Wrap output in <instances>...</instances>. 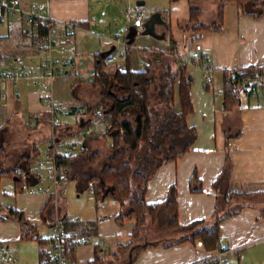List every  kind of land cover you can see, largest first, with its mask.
Wrapping results in <instances>:
<instances>
[{
  "label": "crops",
  "instance_id": "1",
  "mask_svg": "<svg viewBox=\"0 0 264 264\" xmlns=\"http://www.w3.org/2000/svg\"><path fill=\"white\" fill-rule=\"evenodd\" d=\"M20 1L25 11L35 4L49 7L51 16L58 21L56 31L59 37H65V24L75 21L78 29L71 43L78 59L66 67V74L58 77L54 85L55 98L67 104L59 125L53 123V116L46 106L47 92L25 82L13 84L0 80V146L3 155L0 168L12 170L21 167L24 170L30 166V187L34 190L32 194L24 191L11 178H4L0 185V246L15 253L18 264H35L39 259L41 262L40 252L47 244L40 229L51 228L58 219L66 221L64 226L71 233L93 239L91 245L78 249L75 257L79 264L94 262L98 253H104L102 248L106 245L120 249L130 246L136 239V220L126 219L122 225L118 224L116 218L123 208L114 199L104 198L97 203L95 210L71 218L66 197L71 183L76 186L78 198L89 192L96 200L95 179L102 174L110 158V144L104 136V119L97 115L100 113L102 89L94 86L93 82L97 73L96 56L114 48L111 55L120 58L108 64L105 70L110 79L118 69L125 70L128 64L134 71H143L161 61L158 55H165L164 59L173 48L179 52L185 45L189 47L191 56L189 58L179 52L182 57L179 65L182 66L183 62L192 60L193 45L199 42L204 49L199 66L213 65L216 68L214 83L208 85L202 82L201 70L185 64L193 77L196 76L192 88L195 113L188 117V124L196 128L197 142L184 157L160 168L145 196L148 204L157 205L167 200L170 189L176 185L180 224L187 226L210 219L218 203L215 181L224 171L228 155L233 163L229 192L264 196V80L261 83L262 96L253 95V85L243 87L239 108L235 110L224 109L223 96L226 72L264 67V16L254 18L246 15L236 3L229 2L224 8L223 30L203 33L197 39L184 31L191 18L190 9L200 8L203 12L201 23L212 26L218 21L221 0L173 1L171 13L155 11L164 21L154 25L155 35L144 33L145 24L155 14L145 21L141 29L129 24L125 28L118 25V8L125 0L114 2L108 15L95 11L92 6V1L102 0ZM27 31L25 22L16 19L1 25L0 57L34 53L30 41L23 36ZM130 35H134V44L130 43ZM139 38L140 46L136 42ZM124 41L127 46H124ZM128 55L130 60H127ZM30 66L38 67L37 64ZM176 110H181L177 104ZM97 122L102 134L94 129V133L89 134L90 125ZM18 133L24 136V142L16 148L11 147L10 141ZM52 138L57 139L55 148L58 154L69 158L64 191L58 199L41 191L51 183L38 171V165L47 162L45 155L52 148ZM76 145L79 148L73 151ZM44 146H47L45 154L42 152ZM95 154L102 158L92 163ZM28 160H31V165H28ZM195 173L204 186L200 194L191 191L190 180ZM260 204L247 206L241 213L221 223L220 243L221 248L229 253L227 262L235 258L236 264H264V201ZM10 210L23 212L35 228L30 239L25 238L22 222L9 217ZM41 239L45 246L40 243ZM99 243H104V246L98 247ZM138 252L140 256L135 264H192L217 251L207 252L205 248L189 242L166 248L158 240L141 245Z\"/></svg>",
  "mask_w": 264,
  "mask_h": 264
},
{
  "label": "trees",
  "instance_id": "2",
  "mask_svg": "<svg viewBox=\"0 0 264 264\" xmlns=\"http://www.w3.org/2000/svg\"><path fill=\"white\" fill-rule=\"evenodd\" d=\"M229 2L236 3L246 15L254 18L264 16V0H221L216 23L212 26L202 24L201 10L192 7L191 18L184 31L198 39L203 33L223 30L224 8ZM23 36L30 41V46L35 52L31 33H24ZM176 51L177 49L173 48L169 53L170 56L171 53L175 54L173 59L168 58L170 56L163 59V54L158 55L161 61L140 72L132 70L128 64L125 70L118 69L112 79L105 72L108 58H104L103 53L96 56L97 73L93 85L102 89L100 113L97 115L103 116L104 119L106 129L104 136L110 141V158L103 167L102 174L95 179V198L97 203L109 197L120 203L123 210L116 221L122 225L126 219H135L137 222L135 236L149 222L160 228L165 227L180 236L173 242L163 241L162 247L170 248L187 242L198 245V240H202L207 252L223 251L220 243L221 223L241 213L247 206L261 205L255 202L254 198L262 196L229 192L233 172V163L229 155L224 171L215 181L218 203L216 212L210 219L196 221L187 226L180 224L176 185L170 189L167 200L161 204H148L145 198L150 182L160 168L184 157L197 142V130L188 124V117L195 113L192 97L195 80L186 66L179 65L180 56L175 53ZM127 57V60H130L129 55ZM224 78V109L235 110L239 108L243 87L249 85L246 80L258 78L264 80V67H247L235 71L234 74L228 71ZM177 89L181 102L180 112L176 110ZM1 153L0 146V158ZM92 157V163L102 158L100 154ZM59 158L68 165V157L60 154ZM27 163L31 165V160ZM29 167H25L24 171L29 173ZM20 168L0 170V185L4 178H11L15 180L17 187H21L22 178L15 173ZM101 179L104 186L100 184ZM190 183L192 193L203 192V182L196 173ZM8 215L22 222L26 231L25 238L30 239L35 228L25 218L23 212L10 210ZM63 224H66V221ZM40 243L45 246L43 239ZM139 256L137 252L128 264H135ZM42 257L41 250V260ZM100 261L101 259L97 257L90 264Z\"/></svg>",
  "mask_w": 264,
  "mask_h": 264
},
{
  "label": "built area",
  "instance_id": "3",
  "mask_svg": "<svg viewBox=\"0 0 264 264\" xmlns=\"http://www.w3.org/2000/svg\"><path fill=\"white\" fill-rule=\"evenodd\" d=\"M48 2L52 0H47ZM108 4H112L118 0H102ZM127 2V21L134 28L141 29L145 21L150 17L149 9L146 6L152 0H125ZM144 2V5H140ZM24 21L27 26V32L33 37V46L35 52L29 56L15 55L8 58H0V80L8 81L13 84L25 82L28 86H34L47 92L45 98L46 106L50 114L53 116V123L59 125L61 123V113L67 107L65 101L57 100L53 94L54 85L58 77L65 75L66 67L77 61V52L72 46V38L75 35L78 24L70 21L65 24V37L57 36L56 27L58 21L51 16L49 7L33 5L29 10L22 8L20 0H0V26L10 20ZM44 30V32L42 31ZM119 43V42H118ZM124 46L128 43L124 41ZM203 45L195 43L192 48V60L183 62L191 64L195 68L202 71L205 83L212 85L214 82L215 66L200 65L203 58ZM117 55L108 56L107 63L113 64L119 60ZM37 64V68L30 65ZM234 74L235 71H231ZM263 78V77H262ZM262 78L257 80H246L250 86L253 85V95H261ZM219 94V93H218ZM94 133L93 129L89 130V134ZM79 146H74L73 151ZM60 155L54 148L47 151L45 159L46 163L38 165V171L45 175L46 179L51 183L44 193H48L55 198H59L63 194V185L68 176L67 165L60 160ZM22 178L21 188L33 193L30 187V175L28 172L18 169L15 172ZM92 185V184H91ZM49 235L42 237L46 240V247L42 250V260L40 264H79L76 260L78 249L93 243V239L86 235L74 234L67 229L63 221L59 219L49 228ZM104 246L99 243L98 247ZM198 247L204 248L203 242H198ZM229 253L224 250L217 251L205 259L193 262L192 264H227ZM18 256L9 248L0 246V264H18Z\"/></svg>",
  "mask_w": 264,
  "mask_h": 264
},
{
  "label": "rangeland",
  "instance_id": "4",
  "mask_svg": "<svg viewBox=\"0 0 264 264\" xmlns=\"http://www.w3.org/2000/svg\"><path fill=\"white\" fill-rule=\"evenodd\" d=\"M193 1L194 2L195 1L196 2L197 1L202 2V1H207V0H193ZM92 2H93L92 6H93L95 11H97V12L100 11L101 13H105L106 15H108L110 9L113 8V3L108 4V3L103 2V1H98V2L92 1ZM220 3H221V1H220ZM173 4H174L173 0H152V1H149L146 6L148 7V9L150 11L148 14H149V16H151V15L155 14V11H162V12H166V13H171V11H169V10ZM126 5H127L126 2L125 3L123 2V4L121 6H119V8H118L117 23L119 26H121V28L127 27V24H128L127 23V15L125 14ZM136 42H137V44H139V46L142 44L140 42V38ZM179 52L182 55H187V57H189V58L191 56L189 47H186L185 45L182 46V48L179 50ZM179 52L177 49V51L175 53L179 54ZM173 55L175 56V54L171 53V56L168 55V56H170L168 58L173 59ZM179 56H180V58H182L181 55H179ZM194 77L196 78V76H194ZM202 82L205 83L204 77H203ZM176 98H177L176 99L177 107L179 109H181V102H180V98H179L178 89H177ZM98 123L99 122H97L96 124H91L90 126L92 129L99 131L98 133L102 134V131L99 128L100 125ZM85 132H86V130H85ZM59 136H60V134H59ZM107 141H108L107 143L110 144V141L109 140H107ZM23 142H24V136H22L21 134L18 133L17 135H14V137L10 141V146L11 147L15 146V148H16L18 145L23 144ZM56 143H57L56 138H52L50 140V144L52 145V148H54L55 150H56L55 147L57 145ZM70 147H71V145H70ZM46 148H47V146H44L42 148V152L46 151ZM57 153H58V151H57ZM44 154H45V152H44ZM35 167L36 166L34 165V168ZM13 169H15V168H13ZM0 170L4 171L5 169L3 170L0 168ZM43 182H45V178H44ZM43 186H46V185H43ZM68 187H69V189L66 190V192H67L66 197H67V201H69V210H70L71 218L76 217L77 214H79V215L88 214V213H90V211L92 209L95 210V208H96L95 206H97V201L94 199L93 196H91V193L86 192L78 198V193L76 192V186H74L73 184L70 183L68 185ZM254 201L261 203L262 201H264V196H260V198H254ZM49 231H50L49 229L43 228V227L40 229L41 235H43L45 237H47L49 235ZM135 238L136 239L134 240L133 244H131L130 246L129 245L124 246L120 249H117L118 246H112L111 244H109L108 246L107 245L104 246L102 248L104 250V253L100 252L97 254V257H99L101 259V261L97 262L96 264H128L129 262H131V259H133L134 256H136V253L140 249L141 245L143 246L148 241L158 242V240H159L161 243L163 241H172L173 242V241H176L178 238H180V236L177 235V233L174 234V233L170 232L165 227L160 228L159 226L153 225V224L148 222L146 225H144V228H142L140 230V232L138 233V235ZM200 241H202V240H198V242H200ZM236 260L237 259L234 258L232 261L230 260L227 263L228 264H236L235 263ZM35 264H40V259ZM93 264H95V263H93Z\"/></svg>",
  "mask_w": 264,
  "mask_h": 264
},
{
  "label": "water",
  "instance_id": "5",
  "mask_svg": "<svg viewBox=\"0 0 264 264\" xmlns=\"http://www.w3.org/2000/svg\"><path fill=\"white\" fill-rule=\"evenodd\" d=\"M145 3L144 2H141L140 5H144ZM161 18V15L160 13H155V15H153L150 20L145 24V28H146V31L144 32L146 35H155L154 34V25L156 24V22H161L163 23L164 21L160 20ZM134 35H130L129 37L131 38V41L130 43L131 44H134V38H133ZM115 51V48L111 51H108L106 53H103V57L104 58H108V56H110L111 54H113ZM100 184L104 186V181L103 179L100 180ZM38 238V236H36V239Z\"/></svg>",
  "mask_w": 264,
  "mask_h": 264
}]
</instances>
